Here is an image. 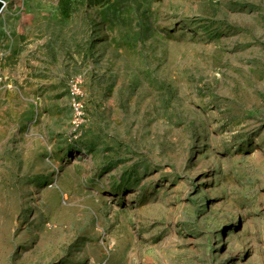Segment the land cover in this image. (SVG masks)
I'll use <instances>...</instances> for the list:
<instances>
[{"label":"rangeland","instance_id":"obj_1","mask_svg":"<svg viewBox=\"0 0 264 264\" xmlns=\"http://www.w3.org/2000/svg\"><path fill=\"white\" fill-rule=\"evenodd\" d=\"M1 1L0 264H264V0Z\"/></svg>","mask_w":264,"mask_h":264},{"label":"built area","instance_id":"obj_2","mask_svg":"<svg viewBox=\"0 0 264 264\" xmlns=\"http://www.w3.org/2000/svg\"><path fill=\"white\" fill-rule=\"evenodd\" d=\"M80 85H81L80 79H73L69 83V91H70V96L72 98L71 107L73 111L72 125L74 126V129H77L88 122L84 103L81 99L82 92Z\"/></svg>","mask_w":264,"mask_h":264},{"label":"trees","instance_id":"obj_3","mask_svg":"<svg viewBox=\"0 0 264 264\" xmlns=\"http://www.w3.org/2000/svg\"><path fill=\"white\" fill-rule=\"evenodd\" d=\"M99 1H106V2H108V3H110L112 0H99ZM65 2H66V0H61L60 1V4L62 5V7H63V5H64V11H63V15H67L68 13H67V11H66V8H65Z\"/></svg>","mask_w":264,"mask_h":264},{"label":"water","instance_id":"obj_4","mask_svg":"<svg viewBox=\"0 0 264 264\" xmlns=\"http://www.w3.org/2000/svg\"><path fill=\"white\" fill-rule=\"evenodd\" d=\"M4 6H5L4 2H2V1L0 0V12L3 10Z\"/></svg>","mask_w":264,"mask_h":264},{"label":"bare ground","instance_id":"obj_5","mask_svg":"<svg viewBox=\"0 0 264 264\" xmlns=\"http://www.w3.org/2000/svg\"><path fill=\"white\" fill-rule=\"evenodd\" d=\"M0 212H2V210L0 209Z\"/></svg>","mask_w":264,"mask_h":264}]
</instances>
